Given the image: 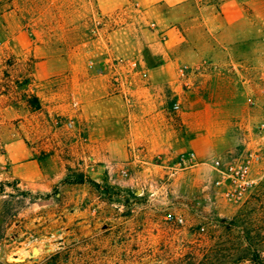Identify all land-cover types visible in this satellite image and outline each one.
<instances>
[{"label": "crops", "instance_id": "crops-1", "mask_svg": "<svg viewBox=\"0 0 264 264\" xmlns=\"http://www.w3.org/2000/svg\"><path fill=\"white\" fill-rule=\"evenodd\" d=\"M262 38L264 0H0V247L7 192L20 204L88 180L207 190L211 163L264 122L256 109L247 125L228 114L255 77L241 57ZM189 152L196 166L175 170Z\"/></svg>", "mask_w": 264, "mask_h": 264}, {"label": "rangeland", "instance_id": "rangeland-1", "mask_svg": "<svg viewBox=\"0 0 264 264\" xmlns=\"http://www.w3.org/2000/svg\"><path fill=\"white\" fill-rule=\"evenodd\" d=\"M241 61L256 76L264 48ZM251 79L228 112L243 125L247 110L261 113L264 107V85ZM251 95L254 106L246 102ZM249 123L241 130V152L264 150L256 131L260 124ZM175 180L138 181L133 188L115 182L97 188L87 183L88 190L67 186L49 200L28 194L20 204L7 192L0 264H264V159L253 165L251 184L237 204L225 200L215 181L200 192L194 179L173 186ZM34 248L39 254L31 257Z\"/></svg>", "mask_w": 264, "mask_h": 264}, {"label": "built area", "instance_id": "built-area-1", "mask_svg": "<svg viewBox=\"0 0 264 264\" xmlns=\"http://www.w3.org/2000/svg\"><path fill=\"white\" fill-rule=\"evenodd\" d=\"M262 42H264V38H262ZM121 65L125 66L126 62H120ZM128 64L129 71L127 72L133 74V71L136 69L135 63H126ZM112 71H114L113 66L110 67ZM252 70V67H250ZM187 70L181 69L182 77L185 76ZM126 74V75H127ZM115 82L119 83L118 76L115 75ZM256 83L264 85V63H262V67L259 72L255 76ZM250 81L249 84H251ZM246 102L249 106H254L257 103V100L251 96L246 99ZM174 111L179 110V105L175 104L173 106ZM262 112H264V107H262ZM56 124L60 125L63 123L60 119H55ZM67 125H72L73 121H66ZM257 135L259 138L264 139V123H261L256 128ZM264 159V150L261 148L256 151H248V152H239L232 154L228 157L227 160L223 161L217 159L211 163L212 170L218 175V179L215 181V186H226V189L223 192V197L229 203L237 204L241 202L246 194V189L251 184L250 182V173L252 167L255 163ZM196 166L195 162V154L193 152H189L181 155L177 158L175 162V170L183 171L189 168H193ZM179 223L182 221L179 220Z\"/></svg>", "mask_w": 264, "mask_h": 264}, {"label": "trees", "instance_id": "trees-1", "mask_svg": "<svg viewBox=\"0 0 264 264\" xmlns=\"http://www.w3.org/2000/svg\"><path fill=\"white\" fill-rule=\"evenodd\" d=\"M75 182H76L77 184H78V183H83V180H82L81 177L78 176V177L76 178V181H75ZM86 182H87L88 184L92 185L93 187H96V188L98 187V185L95 184V183H93L92 181H89V180H88V181H86Z\"/></svg>", "mask_w": 264, "mask_h": 264}, {"label": "water", "instance_id": "water-1", "mask_svg": "<svg viewBox=\"0 0 264 264\" xmlns=\"http://www.w3.org/2000/svg\"><path fill=\"white\" fill-rule=\"evenodd\" d=\"M39 254V250L37 248H34L31 253V257H35Z\"/></svg>", "mask_w": 264, "mask_h": 264}]
</instances>
